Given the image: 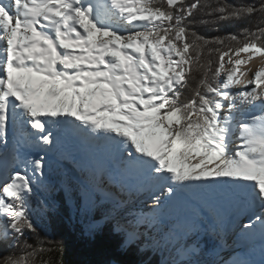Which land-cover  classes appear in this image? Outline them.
<instances>
[{"label":"snow or ice","instance_id":"snow-or-ice-1","mask_svg":"<svg viewBox=\"0 0 264 264\" xmlns=\"http://www.w3.org/2000/svg\"><path fill=\"white\" fill-rule=\"evenodd\" d=\"M166 3L165 8L153 0H0V147H8L10 132L18 145H51L56 126L70 137L90 130L91 140L112 157L115 175L150 194L151 211L163 208L165 199L186 202L198 183L207 185L212 198L166 226L159 240L151 237L144 217L129 219L118 203L99 217L79 221L82 236L109 253L97 264H153L147 256L165 238V247L175 239L171 247L185 258L174 264H191V246L181 243V232L194 229L204 216L222 225V203L238 210L241 231L256 223L264 229V68L255 72V87L232 91L246 75L239 68L246 63L240 54L264 57V28L246 31L239 47L220 52L214 76L225 71V57L231 68L222 82L209 83L211 61L201 63L209 41H189L182 23L198 5L185 13L176 8L182 0ZM218 11L220 19H240L264 13V2L259 9L222 6ZM135 22H142L143 30L124 35L115 27ZM230 39L237 41L235 35ZM194 67L205 68L200 81L205 91L182 103L181 90ZM257 107L262 114L250 111ZM30 163L33 175L14 169L0 183V217L6 221L0 243L9 229L23 235L34 227L28 199L35 174L42 175L45 165L43 157ZM90 183L105 185V173L94 171ZM89 191V184L77 187L69 180L64 203L75 201L79 210L81 192ZM160 223L151 220L153 228ZM33 255L10 256L2 264H27Z\"/></svg>","mask_w":264,"mask_h":264},{"label":"trees","instance_id":"trees-1","mask_svg":"<svg viewBox=\"0 0 264 264\" xmlns=\"http://www.w3.org/2000/svg\"><path fill=\"white\" fill-rule=\"evenodd\" d=\"M157 6L167 7L166 0H153ZM264 0H185L178 3L176 8H183L185 13L192 4L198 6L191 10V15H186L182 23L188 30V40H197L203 37L209 43L204 45L201 54V63L207 64L211 61V71L207 74L209 83H220L226 79L227 72H222L219 77L214 76L215 69L219 64L220 52L227 51L229 48L235 49L240 46L239 42L244 41L246 31H255L257 28H264V13L257 11L252 15L241 17L240 19H220L222 15L218 9L222 6L241 7L254 5L259 9ZM175 11V10H174ZM122 32L128 34L138 30L141 27H134L122 24ZM235 35L237 41H232L230 36ZM217 38L224 43H218ZM202 43V41H198ZM235 56V55H232ZM227 58V57H225ZM231 68V67H230ZM229 68V70H230ZM205 77V68H193L188 76L186 85L181 90L180 101L188 102L194 97L197 90L202 93L205 91L200 87V81ZM109 175L115 176L114 181H123L115 175L114 167L109 169ZM71 180L74 185L80 187L82 184L74 177L69 168L63 164L51 163L48 167L45 182L33 186L34 191L28 199L29 216L33 221V229H25L23 235L11 232L4 243H0V264L10 256L26 258L28 253L34 252V255L28 257L27 264H84L89 261L93 264L108 258L109 253L101 250L96 244L85 239L80 232L79 221L87 220L91 217L101 216L107 209L120 202L105 193L95 192L89 199L90 205L86 204L84 194L79 210L75 201L64 203V192L67 182ZM123 188L131 190L130 182L123 181ZM99 198V199H97ZM58 204V210L49 212L48 205ZM87 205V206H86ZM85 213L89 215L86 216ZM125 216H142L148 223L152 217L143 211L142 206L134 205L129 211H124ZM6 221L0 218V232L3 231ZM198 232L191 236H186L184 242L191 247L195 246L198 251L190 257L191 264H224L221 257L217 254L220 249V238L200 236ZM149 235H145L147 237ZM153 239V236H151ZM201 237V238H200ZM165 240L161 242L159 250L150 251L147 259L153 264H174L175 261L182 260L176 256L175 251L168 244L165 247ZM183 242V243H184ZM244 253L239 254L238 262L243 260Z\"/></svg>","mask_w":264,"mask_h":264},{"label":"rangeland","instance_id":"rangeland-1","mask_svg":"<svg viewBox=\"0 0 264 264\" xmlns=\"http://www.w3.org/2000/svg\"><path fill=\"white\" fill-rule=\"evenodd\" d=\"M128 26H133L130 24H125ZM117 30L124 35H128L127 32H122V24L115 25ZM134 27H141V23H135ZM3 46L0 44V48ZM241 57V54H240ZM239 58V57H238ZM232 59L235 60L237 57L232 56ZM241 59V58H239ZM228 57L225 58V71L229 69V65L227 63ZM243 61V59H241ZM242 65V64H241ZM239 66V68L241 67ZM241 69V68H240ZM236 87H241L240 84L235 85V87L232 89L233 92H236L234 89ZM242 91V90H240ZM80 138L83 139L81 136ZM69 138H66L65 141L57 142L54 145H51V148L48 147V151L50 152L49 158L53 159L58 164H63L69 168V170L72 172L74 177L78 180L81 179L83 183L89 184V194L85 195L84 193V199L87 201L86 204L90 205L92 203V200L89 199L95 192H101L105 193L106 195L111 196V198L116 199L118 202H120L121 209L125 211H129L134 205H140L143 208V211L147 213L152 218H157L158 220L162 221V217L165 219H168V215H177L179 214V218L182 219L184 217L190 216V208L196 204L194 202H191L187 200L183 203H177L172 202V207L163 211V210H155L151 211L150 209H153L151 207V204L153 205V202L150 198H147V200H141L143 199L142 196L148 195L147 192H145L142 189H138L135 186V183L128 179H123L125 182L126 180L131 181L130 183L132 186V189L130 191H127L123 188V182H115V176L109 175L108 171V165L114 166V161L112 160V157L110 156L109 152L106 150L104 152V147L102 143L95 142V148H84V146L80 147L77 146V144L71 143ZM73 142V141H72ZM92 142V141H90ZM89 142V144H90ZM12 146V144H11ZM14 149H8L10 152L16 153V156L20 158L19 151L17 148L12 146ZM3 148L0 147V151H2ZM7 156V155H6ZM47 158V162H44V169L43 174L36 173L35 174V180L33 182V186L40 185L45 182V176L48 169V166L50 165L51 161ZM30 164H24L23 161L18 160V164L10 165V170H8V177L12 174L14 169H20L21 167H27ZM7 171V170H6ZM10 171V173H9ZM103 171L105 173V185L99 186L97 184H91L90 177L92 176V173ZM27 172L29 175H33L32 169H27ZM8 179V178H7ZM4 179L0 178V183H2ZM198 191V190H197ZM193 192V197L197 196L199 199V203H202L206 200H211L210 196H202L199 191ZM197 193V194H196ZM201 195V196H200ZM202 197L204 199H202ZM167 200V199H165ZM168 201V200H167ZM198 203V204H199ZM86 205V206H87ZM219 210V209H218ZM220 212V211H219ZM233 212V211H232ZM221 216L223 217V224H219L215 217H207L204 216L200 219V222L196 224L195 228L188 231L187 233L181 232L180 240L181 243L184 242L185 237L191 236L192 234L200 233L201 237H211L213 238H220L221 243L219 244L220 250L217 251V254L221 257L224 264H264V255L258 253L257 250V242H252L248 240L244 234L243 231L239 228V219L238 217L234 220H228V217L226 215V212H220ZM183 215V216H182ZM129 218V216H127ZM2 218V217H0ZM131 219V218H129ZM173 219V218H172ZM152 220V219H151ZM150 220V221H151ZM228 220V221H227ZM175 224V223H174ZM173 223L166 225L167 227L171 228L174 226ZM148 228L151 229V236L156 238L157 240L164 237V230L165 227L163 225V222L160 223L157 227H152L151 222L148 223ZM141 230L143 231V225ZM144 235H149V232H144ZM200 237V238H201ZM241 241H245V244H243ZM163 242V240H161ZM176 243V240L173 239V244ZM247 248V253L243 257V260L241 262L235 261L237 259V256L241 253H244V249ZM190 251L193 253H197L198 249L195 246L190 247ZM181 259H185L184 257H181Z\"/></svg>","mask_w":264,"mask_h":264},{"label":"bare ground","instance_id":"bare-ground-1","mask_svg":"<svg viewBox=\"0 0 264 264\" xmlns=\"http://www.w3.org/2000/svg\"><path fill=\"white\" fill-rule=\"evenodd\" d=\"M135 23H142V22H135ZM0 44L3 46V43L0 42ZM249 53H241V59H243V61H246V63H242L241 65V71L245 72V79L247 80V83L245 82L243 85H241V87H236L234 90L235 91H240V90H250L251 88L255 87V82H254V76H255V72L264 68V57L261 56H252L251 59H249ZM248 81H253L252 83H248ZM262 87H264V85H262ZM255 114H262V113H258L259 112V108L253 109ZM79 122H77L78 124ZM90 130H87L85 132L82 133H74L73 136H71V140L73 141L74 144H77V146H84V148H95V141L91 140L90 135H89ZM68 134V133H67ZM83 137V139H80V137ZM67 137H64L63 139H65ZM70 140V139H69ZM9 141L11 142L12 146H14L15 148H21V151L19 153L20 158H18L16 156V153L13 154L12 152H10V150H6L5 148H3L2 151H0V178L7 180L8 178V170H10V165L12 166L13 164H18V160H21L24 162V164H30L27 167H21L20 170H24V169H32V165L30 163V161L32 159L35 158H40L43 157V161L47 162V158L49 153H48V149L46 148V144L43 143H36V144H27V145H18L17 144V138L15 136H13L11 134V137L9 139ZM92 141V142H90ZM90 142V144H89ZM69 144L71 145V143L69 142ZM239 144V141H236L234 143V147L237 146ZM10 149H13L12 147ZM14 150V149H13ZM104 152L106 151V149H103ZM7 155V156H6ZM27 161V163H26ZM3 165L5 166L3 169ZM5 170V171H4ZM7 170V171H6ZM10 173V171H9ZM90 182V181H89ZM199 189V193H201V195H203L204 197L209 196L206 194V189H207V185L203 184V183H198L196 185H193V190L192 192L189 194L188 200L191 202H194L196 204L199 203V199L197 196L193 197V192L194 190ZM149 194V193H148ZM211 198V197H210ZM144 200V199H142ZM169 202L172 201H167L165 200L164 202V208L165 210H167L169 208ZM175 202V201H174ZM151 207H153V205L151 204ZM218 209L226 212L227 216H230V219L228 220H234L236 213H238V210L227 203H222L218 206ZM157 211V210H156ZM233 211V212H232ZM227 220V221H228ZM255 220V219H254ZM262 231V229H261ZM261 231H256L255 230V234L261 233ZM258 253H262V251L264 252V239L260 244H257V250Z\"/></svg>","mask_w":264,"mask_h":264},{"label":"water","instance_id":"water-1","mask_svg":"<svg viewBox=\"0 0 264 264\" xmlns=\"http://www.w3.org/2000/svg\"><path fill=\"white\" fill-rule=\"evenodd\" d=\"M185 1V0H182V2Z\"/></svg>","mask_w":264,"mask_h":264}]
</instances>
